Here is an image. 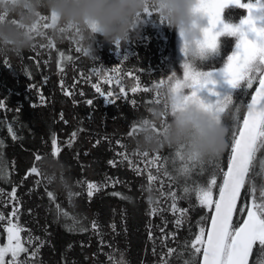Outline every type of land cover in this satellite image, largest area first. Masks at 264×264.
<instances>
[{
	"label": "trees",
	"instance_id": "obj_1",
	"mask_svg": "<svg viewBox=\"0 0 264 264\" xmlns=\"http://www.w3.org/2000/svg\"><path fill=\"white\" fill-rule=\"evenodd\" d=\"M246 15V9L235 7L222 13L226 23H238ZM45 32L31 50L18 55L0 52V101L4 105L0 107V214L4 216L0 238H6L9 220L16 223L29 249L19 259L28 264H184L193 258L195 264H200L202 253L193 257L191 243L200 227L207 232L214 209L199 204L195 188L207 186L215 174L213 198H218L230 155L233 120L226 119L230 131L228 147L222 155L204 162L203 171L196 169L189 178L179 177L178 182L165 175L167 170L170 176H178L176 168L180 162L175 166L171 163L176 149L144 157L130 134L147 107L155 103L150 101L157 99L155 84L161 79L167 81L172 72L183 76L188 57L178 48V31L147 16L138 38L117 45L98 37L94 44L97 58L85 55L72 36L56 42L50 39L47 29ZM236 40L220 37L217 49L203 60L204 70H222ZM115 67L121 69L119 75L127 97L119 93L114 83L103 84L95 74L100 71L115 76L111 71ZM128 72L133 76H127ZM136 77L140 87H147L148 92H131ZM93 83H100L105 93L111 89L116 95L110 99H115V103L106 104ZM255 86L247 90V95L240 90L234 95L235 103L241 105V118ZM229 90L234 92L230 85ZM159 91L162 103L166 87ZM89 99L92 105L86 103ZM53 138L55 149H59L55 156ZM157 155L162 159L150 163ZM37 156L41 159L37 160ZM165 157L169 158L167 164ZM110 160L115 167L109 164ZM262 163L264 150L257 153L253 171H264ZM42 164L48 174L42 171ZM58 164L63 166L61 171L57 170ZM33 167L39 175L31 173ZM149 174L156 179L149 181ZM57 177H70L69 188H58ZM261 182L264 176H256L255 183ZM88 183L100 188L91 198L87 196ZM13 188L15 200L11 196ZM245 191H250L248 184L238 209L250 202ZM48 192L53 193L54 199ZM173 203L177 209L187 211L183 215L173 212ZM14 209H18L15 217L11 215ZM245 216L246 210L235 213L234 226L242 223ZM177 219L181 221L179 225ZM37 248L39 251L32 258L31 253ZM169 249L174 251L169 253ZM10 259L8 255L7 261ZM256 259L254 249L250 264H255Z\"/></svg>",
	"mask_w": 264,
	"mask_h": 264
},
{
	"label": "snow or ice",
	"instance_id": "obj_2",
	"mask_svg": "<svg viewBox=\"0 0 264 264\" xmlns=\"http://www.w3.org/2000/svg\"><path fill=\"white\" fill-rule=\"evenodd\" d=\"M229 7L246 9L247 15L241 18L239 23H226L222 19V13ZM198 11L206 15L209 22V28L206 29V45L208 48L217 49L220 37H236L237 40L234 50L230 55H227L226 64L222 69V74L226 77L227 83L234 92L214 102V110L218 115H226L233 120L227 170L223 171V182L219 185L218 198H213V188L217 185L215 174L212 175L207 186H197L195 188L199 204L209 210L214 209V212L207 232L204 227H200L199 234L191 243V248L194 250L193 257L202 253L200 264H250V258L253 257L255 249L257 255L255 264H264V185H261L258 191L255 183V177L258 175L264 176V171H253L257 153L264 150V0H248L247 3L242 2V0H201ZM147 15L151 16L152 13L147 12ZM45 19L47 20L46 17ZM48 26L49 24L45 23L44 27L47 28ZM115 44L118 45L119 41ZM50 46L54 45L50 44ZM77 51H81V49L77 48ZM61 56L64 58L63 53H61ZM67 59H71V57H67ZM61 71H63V68H61ZM111 71L116 75L113 76L100 71H96L95 74L100 77L103 84L112 85L114 83L119 87V93L127 97V92L119 75L121 69L115 67ZM126 75L131 77L133 73L128 72ZM136 80V86L131 88L133 94L139 91H149L147 87H140L139 77H136ZM208 83H215L211 79V72L194 74L189 64L185 63L182 78L178 77L176 72H172L167 81L161 79L159 83L155 84L157 99L150 102L160 103L161 93L159 90L161 88L166 87V90L175 93H180L186 87L190 88L192 89L190 96L184 97V99H188L195 97L197 91ZM254 85L256 86L250 94V101L244 105L246 112L241 118V105L235 103L234 95L238 93V90L247 95V90L253 89ZM92 87L105 99L106 104L115 103V99H110L116 95L111 89L105 93L100 83H93ZM116 98H119V96L117 95ZM41 99L43 98L41 97ZM86 103L92 105L93 101L89 99ZM131 103L135 105L136 101L132 100ZM3 106V101H0V107ZM233 108L235 109L234 112ZM17 110L19 111V109ZM9 131H11V128ZM73 135L75 136V133ZM13 138H15V134H13ZM52 142L55 149V138ZM58 152L59 149H55L53 155H57ZM140 155L147 157L149 153L143 152ZM124 158L128 159L127 156ZM36 159L39 160L41 157L37 156ZM161 159L157 155L150 163L155 164ZM163 159L165 164L169 162V158L165 157ZM177 161L180 162L179 167L176 168L177 177L170 176L167 170L165 171V175L176 182H178L179 177L189 178L196 169L203 171V161L196 162L185 158L183 145L176 149L175 158L171 160V163L175 166ZM109 164L115 167L113 161L110 160ZM261 168L264 170V163L261 164ZM30 171L39 175L36 167H33ZM250 173H252L251 176ZM148 179L153 181L156 177L149 174ZM48 182L51 183V179ZM246 184L250 186V191H245L244 195L250 196V202L245 203L244 207L238 209L237 202L241 200L242 189H245ZM87 189L89 198L93 196L94 192L100 190L96 183H88ZM184 191L188 192V189L185 188ZM11 196L14 200L16 199L15 188H13ZM48 196L54 199L52 192H48ZM172 196L175 200L176 194L173 193ZM172 209L173 212L179 211L182 215L187 211L186 209H177L175 203L172 204ZM245 210L246 216L242 223L234 226V214L238 211L243 213ZM17 211L18 209H14L11 215L15 217ZM153 212H156L155 208ZM64 215H67V213H64ZM2 220H4V216L0 214V221ZM180 223L181 221L177 219L176 224L179 225ZM93 227H96L95 223ZM6 231L7 243L0 246V264H6L5 257L9 254L11 259L7 261V264H28L27 260L19 259L21 253H28L29 251L21 242L22 229L9 220ZM38 251V248L34 250L31 257L35 258ZM173 251L169 249V253ZM165 264H167V261H165ZM184 264H195V259L193 258L192 261L186 260Z\"/></svg>",
	"mask_w": 264,
	"mask_h": 264
},
{
	"label": "clouds",
	"instance_id": "obj_3",
	"mask_svg": "<svg viewBox=\"0 0 264 264\" xmlns=\"http://www.w3.org/2000/svg\"><path fill=\"white\" fill-rule=\"evenodd\" d=\"M201 0H0V52L21 54L31 50L38 37L63 42L72 36L85 55L97 58V38L115 44L138 38L147 12L184 41V51L194 74L206 73L203 60L213 51L206 45V15L198 11ZM45 17L50 21L47 28ZM207 18V17H206ZM208 21V19H207ZM239 23V22H238ZM190 88L180 93L164 91L162 103H153L136 122L132 143L147 153L184 146V156L196 162H207L222 155L228 147L229 125L226 115H218L214 103ZM42 171L48 174L44 165ZM57 165V170H62ZM51 179V175L49 174ZM70 177L56 178L58 188L68 189ZM261 182L257 185L258 191Z\"/></svg>",
	"mask_w": 264,
	"mask_h": 264
},
{
	"label": "rangeland",
	"instance_id": "obj_4",
	"mask_svg": "<svg viewBox=\"0 0 264 264\" xmlns=\"http://www.w3.org/2000/svg\"><path fill=\"white\" fill-rule=\"evenodd\" d=\"M223 19V16H222ZM207 18L205 17L204 23L207 25ZM178 48L181 50L180 53L182 52L183 55L186 57L187 54L184 51V41L181 35L178 33ZM188 62V59L186 60L185 63ZM211 79L215 83H208L206 86L200 88L197 91V95L203 99L206 103H214L218 99L222 98L225 95H228L230 92L229 90V84L227 83L226 77L222 74V70H211ZM215 93V94H214ZM5 239L0 238V246H4L7 243V231L5 234ZM21 242L24 244L26 247V244L23 241V238L21 237ZM10 255V254H9ZM5 261H7V256L5 257Z\"/></svg>",
	"mask_w": 264,
	"mask_h": 264
},
{
	"label": "water",
	"instance_id": "obj_5",
	"mask_svg": "<svg viewBox=\"0 0 264 264\" xmlns=\"http://www.w3.org/2000/svg\"><path fill=\"white\" fill-rule=\"evenodd\" d=\"M242 191H243V189H242ZM242 194V193H241ZM239 202V201H238ZM238 202H237V205H238ZM213 212H214V210H213ZM235 215V214H234ZM234 218V217H233ZM210 224H211V221H210ZM209 227H210V225H209Z\"/></svg>",
	"mask_w": 264,
	"mask_h": 264
}]
</instances>
